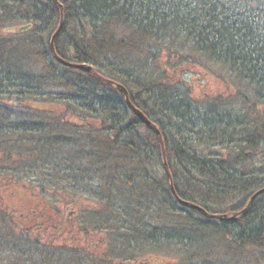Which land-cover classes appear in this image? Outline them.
I'll use <instances>...</instances> for the list:
<instances>
[{"label":"trees","instance_id":"1","mask_svg":"<svg viewBox=\"0 0 264 264\" xmlns=\"http://www.w3.org/2000/svg\"><path fill=\"white\" fill-rule=\"evenodd\" d=\"M58 1L64 15L56 57L50 43L61 13L54 0H0V25H32L14 34L26 39L16 46L20 64L0 55V150H22L35 164L32 169L52 171L74 189L98 180L103 220L118 225L123 230L118 241L127 244L116 241L114 251L101 257L88 242L42 243L29 232L18 234L0 196V264H125L146 244L184 254L207 245L253 248L262 253L256 264H264V0ZM64 62L90 64L128 90L132 103L160 130L171 177L158 134L140 121L121 91L83 70L78 72L88 79L72 75L78 69ZM32 65L44 73L34 76ZM202 69L235 92L197 96L183 72ZM68 88L74 99L58 91ZM100 88L110 90L112 99L105 101ZM6 94L17 97L19 106L3 103ZM24 97L66 101L82 120L101 119L108 139L70 138L74 128L66 127L64 111L53 115L26 105ZM120 152L134 170L117 166ZM23 172L0 167V186ZM258 192L247 212L220 225L178 200L226 214L242 211ZM224 200L237 201L229 212H216L213 206ZM237 222L239 230H230Z\"/></svg>","mask_w":264,"mask_h":264},{"label":"rangeland","instance_id":"2","mask_svg":"<svg viewBox=\"0 0 264 264\" xmlns=\"http://www.w3.org/2000/svg\"><path fill=\"white\" fill-rule=\"evenodd\" d=\"M19 27L21 26L0 25V55H3V57H11L12 61H15L17 64H20V58L15 55L17 51L16 46L18 48L19 44H24L26 39H23L22 36L9 33L6 30ZM33 60L35 62V59L32 58L30 61L31 64H34ZM50 60H48V62H50ZM48 62L45 63L48 64ZM0 64H3V62ZM28 68L33 72L34 76L35 74L44 73L42 68H34L33 65ZM78 71L79 70H77V72H71L70 70L71 74L76 77L78 76L84 79L89 78L87 74ZM183 78L187 83L192 85L193 89L195 88L196 94L199 97L205 95L204 92H206L210 98H215L217 94L226 93V95H228L235 92L234 88H227L220 82L221 80L217 78V75L214 76L213 74L207 73L204 69L192 70L189 72L184 71ZM139 86L142 87L143 82H140ZM31 90L33 91V89ZM101 90L105 93V101L112 99L113 95H111L110 90L106 88ZM58 91H62L61 94L73 99L74 96H76V94L72 92V88ZM139 91L140 90H136L134 94H137ZM0 93H3L1 89ZM89 93L88 90H85L84 95L86 96ZM3 97V103L11 104L13 108H16V105L19 106L17 102L20 101L16 99L17 97H14V95L6 94ZM6 99H12V101L7 102L5 101ZM26 99L28 100L23 101L24 103H28L26 105H35L39 109L54 113L53 115H60L64 111L63 114L66 115L64 117L66 127L72 126L74 128L73 134L71 132L67 133L70 135V138L78 140L80 136L94 137L96 135L99 136V138L106 137V139H108L107 135L101 132V119L89 118L87 120H82L79 116H75L72 112L68 111V104L66 101L58 103L55 101L36 100L35 98L29 99L28 97ZM53 119H57V116L53 117ZM132 119H134V116L129 115V120ZM138 131L139 134L148 141L150 137L146 129L143 126H139ZM154 148L157 150V147ZM118 154L121 155L120 157L116 156L117 158L115 161L117 162V166H119V163L122 167L130 169L131 171L134 170L132 166L128 167L125 159L126 157L122 155L121 152ZM85 166L88 167V163L85 162L83 167ZM0 167L4 169H16L19 172L26 171L23 172L14 183L9 185L4 183L0 186V196L5 204L4 208L13 216V226L11 228L13 230H18V232L16 231L18 234L29 232L30 236L38 238L42 243L56 241L58 239L59 241L57 244L65 245H73L74 243L82 245L84 242H88L91 250H99L97 255L101 257L106 256L107 253H112L117 242V244L121 246L127 244L120 240L118 241L120 237L119 234L123 230H117L118 225L106 224L103 220L102 211L104 210V205H102L101 200L95 196V193L98 192L95 189L101 184L98 180H96L95 184L87 183L82 186L79 185L80 188L78 189H74V183L63 180L64 177L59 179L60 176L56 173H52V171L41 172L35 168L32 169L35 167V164L32 163V159H30L27 153L17 149L12 152L0 150ZM92 168L95 169V167ZM158 170L160 171V168H158ZM91 172L94 173L92 170ZM236 201L237 200L220 201L219 203L221 204L214 205L213 209L218 213L229 212ZM68 207L72 208L77 213L69 222ZM33 218L36 220L32 221L31 219ZM69 223L73 224L71 228L68 226ZM155 223L160 226L159 220L158 222L155 221ZM214 224L220 225V220L214 219ZM240 224L242 223L237 222L235 224H230L229 228L230 230H239ZM153 230H160V228ZM207 247L208 249L201 248L199 250L196 248L194 251L190 253L185 252L184 254V252L178 249L165 246L140 245L138 247L139 254L125 264H144L145 260H149L150 264H256V260H259L262 255L260 251L253 248L244 250L236 248L233 251H229L228 249V251H226L220 246L207 245ZM127 255H129V253H127Z\"/></svg>","mask_w":264,"mask_h":264},{"label":"water","instance_id":"3","mask_svg":"<svg viewBox=\"0 0 264 264\" xmlns=\"http://www.w3.org/2000/svg\"><path fill=\"white\" fill-rule=\"evenodd\" d=\"M55 4L59 7L60 9V13H61V23H60V26L57 30V32L54 34L53 38L51 39V48L53 50V53L56 57H58L57 53H56V50H55V39L57 37V35L59 34L60 30H61V27L63 25V15H64V7L62 4L59 3L58 0H54ZM32 29V25L29 24V25H24V26H21L19 28H9L7 29L6 31L9 32V33H13V34H20V33H24V32H27L29 30ZM64 64L66 66H69V67H74L78 70H83L87 73H90L92 74L94 77H96L97 79L103 81L104 83L118 89L121 91V93L123 94L124 96V99L127 103V105L129 106V108L139 117L140 121L145 125L147 126L148 128L152 129L153 131H155L159 138H160V141H161V145H162V151H163V158H164V164H165V168L167 170V172L169 173L170 175V171H169V167H168V163H167V160H166V152H165V146H164V140L162 138V135L160 133V130L159 128L146 116V114H144L140 109H138L131 101V97H130V94L128 92V90L120 83L116 82V81H113V80H110L104 76H101L100 74H98L95 70V68L90 65V64H86V63H73V62H64ZM171 177V175H170ZM171 187L173 189V182H172V178H171ZM173 192H174V195L177 197V194L176 192L174 191L173 189ZM261 194V192H258L256 193L251 199L250 201L248 202L247 206L240 212H230V213H226V214H210L208 212H206L204 209H202L201 207L197 206L196 204L192 203V202H188V201H184L182 199H178L179 202L188 207V208H191V209H197V210H201L202 212H204V214L206 215V217L210 218V219H219V220H223V221H233V220H236L238 219L239 217H241L245 212H247L251 206L254 204V202L256 201L257 197ZM142 264V263H140ZM144 264H150V261L149 260H145V263Z\"/></svg>","mask_w":264,"mask_h":264},{"label":"flooded vegetation","instance_id":"4","mask_svg":"<svg viewBox=\"0 0 264 264\" xmlns=\"http://www.w3.org/2000/svg\"><path fill=\"white\" fill-rule=\"evenodd\" d=\"M67 212L69 213L68 214V222L70 221V220H72V218L74 217V216H76V211H74L72 208H67ZM32 221H35L36 219L35 218H33V219H31ZM71 225H73V224H71V223H69L68 224V226L71 228ZM73 228V227H72Z\"/></svg>","mask_w":264,"mask_h":264}]
</instances>
